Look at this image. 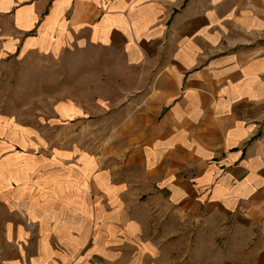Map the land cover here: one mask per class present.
Segmentation results:
<instances>
[{"label":"crops","instance_id":"crops-1","mask_svg":"<svg viewBox=\"0 0 264 264\" xmlns=\"http://www.w3.org/2000/svg\"><path fill=\"white\" fill-rule=\"evenodd\" d=\"M0 14L6 53L119 58L135 100L121 128L142 131L140 179L119 187L144 201L93 219L71 260L44 240L34 264H264V0H0ZM16 215L0 246H19Z\"/></svg>","mask_w":264,"mask_h":264},{"label":"rangeland","instance_id":"rangeland-1","mask_svg":"<svg viewBox=\"0 0 264 264\" xmlns=\"http://www.w3.org/2000/svg\"><path fill=\"white\" fill-rule=\"evenodd\" d=\"M12 30L10 18L0 14V237L12 229L14 213L20 214L19 246H0V264H34L30 255L42 253L44 240L60 249L64 256L58 259L71 260L92 241L93 219L124 217L117 201H144L134 189L119 187L140 179L142 131L130 135L121 128L130 116L123 107L135 100L126 96L119 58L72 49L56 55L6 53L2 42ZM99 169L106 183L93 185ZM109 176L117 189L109 188ZM78 187L86 193H77ZM136 213L144 217V211ZM26 229L31 233L26 235Z\"/></svg>","mask_w":264,"mask_h":264}]
</instances>
